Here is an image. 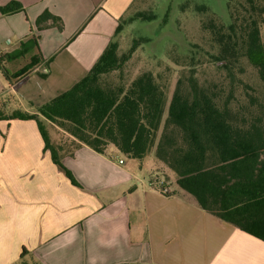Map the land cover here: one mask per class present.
<instances>
[{"label": "crops", "instance_id": "1", "mask_svg": "<svg viewBox=\"0 0 264 264\" xmlns=\"http://www.w3.org/2000/svg\"><path fill=\"white\" fill-rule=\"evenodd\" d=\"M13 1L24 10L0 12V56L35 35L39 50L26 56L39 61L26 78L12 77L15 60L4 61L6 114H35L83 79L139 0H0V7ZM45 11L58 21L38 29ZM39 122L60 134L54 142L47 135L52 149L36 120H0V264H264V242L202 210L136 163L143 160L114 147L104 155L74 149L70 135Z\"/></svg>", "mask_w": 264, "mask_h": 264}, {"label": "trees", "instance_id": "2", "mask_svg": "<svg viewBox=\"0 0 264 264\" xmlns=\"http://www.w3.org/2000/svg\"><path fill=\"white\" fill-rule=\"evenodd\" d=\"M23 10L15 1L0 7L2 14ZM170 11L171 6L163 25L169 22ZM228 11V25L214 16L201 24L214 51L211 60L223 76L217 82L202 84L190 70L176 79L171 95L149 71L126 82L120 71L142 43L151 39L134 40L122 55L113 39L136 21L157 20L154 14L137 12L120 20L97 62L71 89L35 114L20 110L6 114L5 102L0 103V120H36L41 128L42 116L73 138L74 149L87 146L104 155L114 147L121 155L140 161L153 155L175 173L177 186L202 210L264 242V4L228 0ZM49 20L55 23L58 18L45 11L36 21L37 28ZM33 50H39L35 35L19 50L2 56V63ZM38 61L32 57L12 77L26 78ZM243 61L256 70L262 90L237 76L235 69L243 72ZM116 73L119 77L108 81ZM4 74L11 77L5 69ZM41 132L50 149L43 127ZM53 157L62 167L59 156L54 153Z\"/></svg>", "mask_w": 264, "mask_h": 264}, {"label": "rangeland", "instance_id": "3", "mask_svg": "<svg viewBox=\"0 0 264 264\" xmlns=\"http://www.w3.org/2000/svg\"><path fill=\"white\" fill-rule=\"evenodd\" d=\"M264 4V0H259ZM171 6L169 22L165 25L162 20ZM206 7L198 10L196 7ZM137 12H146L157 16L153 22L136 21L126 26L122 33L113 39L119 44V55L127 53L134 40L141 38L151 39L142 45L133 54L120 73L126 82H130L143 72H152L159 83L167 88L168 95L174 89L176 79L182 74L194 71L200 83L217 82L223 76L215 69L211 60L213 50L210 37L202 29V21L215 17L223 24L231 22L228 11V0H139L137 5L129 10L126 15ZM264 40V25L261 27ZM29 56H24L8 65L11 73L23 71L29 63ZM243 72L235 69L237 76L250 84L257 91L262 90V84L257 78L256 70L246 61L241 63ZM118 73L110 76L108 81L118 78ZM107 81V80H106ZM242 89V88H240ZM0 103L1 99H0ZM46 134L54 142L60 134L45 123ZM123 156V155H122ZM129 161V159H126ZM139 163L148 170L158 172L172 187H177L176 175L170 169L159 163L153 155L147 156ZM151 173H155L152 172Z\"/></svg>", "mask_w": 264, "mask_h": 264}, {"label": "built area", "instance_id": "4", "mask_svg": "<svg viewBox=\"0 0 264 264\" xmlns=\"http://www.w3.org/2000/svg\"><path fill=\"white\" fill-rule=\"evenodd\" d=\"M1 58H2V57L0 56V68H1L2 65H3ZM122 163H123V161L121 160V161H120V164H122ZM159 186H160L159 191H160L162 194H168V193H170V189L165 185V182L160 181V182H159Z\"/></svg>", "mask_w": 264, "mask_h": 264}]
</instances>
